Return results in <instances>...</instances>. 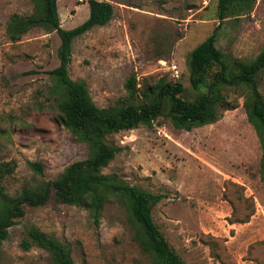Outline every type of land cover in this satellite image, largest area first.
<instances>
[{"label": "rangeland", "instance_id": "1", "mask_svg": "<svg viewBox=\"0 0 264 264\" xmlns=\"http://www.w3.org/2000/svg\"><path fill=\"white\" fill-rule=\"evenodd\" d=\"M108 1L113 18L74 38L68 65L69 77L85 82L99 108L138 104L145 99L142 89L162 80L180 82L179 96L194 101L187 59L216 26L215 44L228 60L248 62L264 49V0L222 21L217 0ZM85 5L87 0H58L61 27L81 24L88 17ZM35 10L33 0H0V163H15L0 181L7 197L90 154L64 125L58 109L63 90L48 73L59 65L57 33L34 26L12 40L7 31L14 15ZM132 75L138 94L130 98L126 81ZM256 80L264 96V70ZM248 91L244 85L222 87L235 107L210 124L177 128L165 106L151 127L104 136L120 150L102 173L161 195L152 218L185 264H264V167L258 134L245 113ZM29 161L41 163L43 173ZM28 225L68 244L74 264H152L136 239L138 225L127 203L117 195L108 196L98 222L79 205H24L0 245V264H51L46 249L21 247Z\"/></svg>", "mask_w": 264, "mask_h": 264}, {"label": "trees", "instance_id": "2", "mask_svg": "<svg viewBox=\"0 0 264 264\" xmlns=\"http://www.w3.org/2000/svg\"><path fill=\"white\" fill-rule=\"evenodd\" d=\"M36 10L29 16L14 15L7 31L12 40L31 27L39 26L46 33L55 31L60 39L57 49L59 65L48 71L56 78L63 90L64 99L58 103L61 119L73 134L90 148L84 159L67 165L55 178L43 180L34 188H25L12 197L3 196L0 186V245L8 236V229L16 219L23 216L24 205L41 206L50 200L61 204L79 205L87 208L98 222L103 205L109 195L121 197L137 223L136 239L152 264H185L179 254L169 245L152 218V208L162 198L137 186L117 181L102 173V168L115 157L119 147L109 144L104 136L120 130L145 125L151 127L167 106L168 116L177 128L190 130L215 122L229 106L220 89L226 86L244 85L248 88L244 107L249 123L255 128L262 149L261 164L264 167V96L258 89L256 76L264 70V49L248 62L236 58L228 60L217 48L218 26L191 52L187 59L188 79L197 93L194 101L182 99L180 82L158 81L142 89L144 100L138 104L129 102L120 107L99 108L89 95L84 81L72 80L68 75L71 46L74 38L93 27L108 24L113 18V4L108 0H87L89 14L79 25L65 29L60 25L57 0H33ZM254 0H217V17L222 21L229 15L249 12ZM212 66H217L210 72ZM129 97L138 94L135 76L126 81ZM28 165L38 174L43 166L37 161ZM14 161L0 163V181L14 170ZM35 244L50 253L51 264H74L68 244L55 236L41 231L34 225L25 227L23 249Z\"/></svg>", "mask_w": 264, "mask_h": 264}, {"label": "crops", "instance_id": "3", "mask_svg": "<svg viewBox=\"0 0 264 264\" xmlns=\"http://www.w3.org/2000/svg\"><path fill=\"white\" fill-rule=\"evenodd\" d=\"M57 1H58V0H57ZM86 7H87V8H86ZM84 8H85V11H84L85 16H87V14H89V12H88V11H89L88 4L85 5ZM106 25H107V24H106ZM100 27H101V28H102V27H105V25H104V26H100ZM93 28H94V27H93ZM93 28H92V29H93Z\"/></svg>", "mask_w": 264, "mask_h": 264}]
</instances>
